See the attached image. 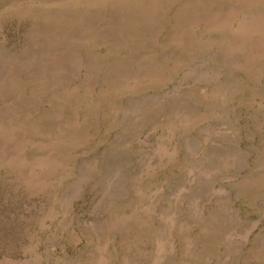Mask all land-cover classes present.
Masks as SVG:
<instances>
[{
    "label": "rangeland",
    "instance_id": "rangeland-1",
    "mask_svg": "<svg viewBox=\"0 0 264 264\" xmlns=\"http://www.w3.org/2000/svg\"><path fill=\"white\" fill-rule=\"evenodd\" d=\"M0 264H264V0H0Z\"/></svg>",
    "mask_w": 264,
    "mask_h": 264
}]
</instances>
